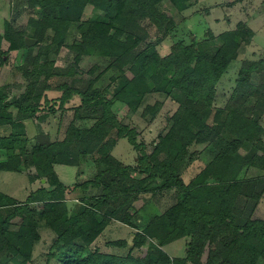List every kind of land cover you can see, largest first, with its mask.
I'll list each match as a JSON object with an SVG mask.
<instances>
[{
  "label": "trees",
  "instance_id": "16d2710c",
  "mask_svg": "<svg viewBox=\"0 0 264 264\" xmlns=\"http://www.w3.org/2000/svg\"><path fill=\"white\" fill-rule=\"evenodd\" d=\"M24 1L35 14L29 20L34 28L29 38L36 40L35 46H26L24 32L6 23L0 34V60L3 40L9 50L27 49L34 53L31 64L36 78L43 81L42 89L52 88L48 68L54 61L39 63L43 52L39 44H46V49L62 44L71 24L80 23V41L68 47L78 56L105 57L109 62L105 71L113 69L121 76L111 77L116 81L111 96L91 82L82 88L73 85L78 81L57 86L63 90L61 107L75 94L80 97L63 138L52 140L39 134L29 149L26 136L0 137V171L24 169L30 183L44 180L22 203L0 193V264H33L40 235L32 205L38 204L39 218L55 234L45 264H264V219L252 215L242 219L246 204L258 201L264 191V130L258 124L264 114V60H244L226 105L214 109L217 84L237 58L239 47L250 43L251 30L240 22L220 35L222 44L215 50L210 40L192 39L189 45L178 41L161 57L155 49L160 37L150 32L156 29L166 37L175 23L160 4L168 1L183 11L192 0ZM87 6L102 13V19L82 21ZM143 42L146 48L136 53ZM254 74L257 84L251 82ZM37 81L11 102L0 92V125L5 120L2 113L9 108L26 119L40 110L39 94L33 97ZM147 93L169 96L178 104L169 119V131L149 154L138 143L135 129L112 110L114 102H120L136 112ZM160 107V103L148 105L142 116L147 112L155 116ZM86 119L93 123L76 125ZM123 138L137 152L136 166L112 155ZM204 144L214 150L211 162L184 183L179 165L190 146ZM89 160L95 167L93 175L70 187L54 171L55 165L79 167ZM155 183L157 189L173 190L177 200L140 228L132 203L138 194L154 189ZM67 196L77 201L71 208ZM113 221L132 229L131 238L109 240L105 245L130 246L126 254L105 253L93 246ZM181 239H187L182 257L164 251Z\"/></svg>",
  "mask_w": 264,
  "mask_h": 264
},
{
  "label": "rangeland",
  "instance_id": "374dc122",
  "mask_svg": "<svg viewBox=\"0 0 264 264\" xmlns=\"http://www.w3.org/2000/svg\"><path fill=\"white\" fill-rule=\"evenodd\" d=\"M159 8L170 13L175 23L166 37H161L156 29L150 32V36L160 37V41L155 43V49L161 57L169 54L172 46L178 41L189 45L192 39L210 40V44L215 50L222 44L220 35L225 31L236 29L240 22L251 30L250 43L242 44L239 47L237 58L231 61L228 70L217 84L214 109L224 107L235 87L242 62L244 60H264V0H192L191 5L183 11L176 10L168 1H164ZM31 16L35 17L34 11L28 8L24 0H0V34L4 33L6 23H8L14 30H22L24 35L29 38L34 30L29 23ZM101 16H103L102 13L92 6H87L82 21L102 19ZM148 23L143 22L142 24L146 26ZM79 24H71L62 44L49 45L48 49L44 47L46 44H39L43 48L39 63H43L45 59L54 61L48 68L52 73L51 82L53 85L52 88L46 90L42 89L41 78H36L33 73L34 66L31 64V56L34 53H30L27 49L9 50L8 42L2 41L1 50L4 55L0 60V92L5 94L6 101L11 102L17 100L19 95L27 91L32 82L38 80L35 83L33 97L39 94L38 103L41 108L29 119H26L15 108H9L7 112H3L2 116L5 120L0 125V137L9 134H17L18 138L26 136L30 139L29 149L39 134H47L52 140L63 138L73 118L74 108L80 104V97L75 94L62 107L60 106L59 98L63 95V90L57 89V86L64 82L70 84L72 81H78L73 84L77 88H82L91 82L95 88H100L103 93L105 92L104 94L110 93L108 96L113 94L112 86L116 81L112 82L111 77L119 79L121 73L113 69L105 71L109 65L108 59L96 53L78 56L68 47L80 41L82 29ZM210 35H212V39ZM146 46L147 43L143 42L136 49V53L144 50ZM29 54L31 55L29 56ZM95 66L96 68H94ZM251 82L258 83L255 74L252 76ZM156 103L161 104L157 115L153 116L147 112L143 117L142 113L145 107L154 106ZM51 105L53 106L52 110L49 107ZM177 107L176 100L169 96L147 93L136 112L128 110L120 102H114L112 110L125 125L135 129L138 143L144 144L145 151L149 154L154 145L159 142V137L165 136L169 131V119ZM92 123V119H86L77 121L76 125L88 127ZM258 124L264 130V114L259 116ZM209 148L205 147V144L189 147L188 154L178 168V175L184 183H189L211 162L214 150L210 151ZM112 155L124 164L131 166L137 164V152L125 138L117 142ZM2 157L0 152V158ZM78 169L80 170L78 182L84 180L81 179L83 176L88 179L95 172L91 160L82 161ZM60 171L59 166L58 172ZM34 183L30 184L24 169L17 172L0 171V193L13 198L18 203L24 202L28 194L41 185L39 180ZM157 185L158 183L152 184L151 187H155L154 189L151 188L148 192L138 194L132 203L137 212L135 223L140 225V228L149 221L151 216L164 212L176 203L177 199L173 190L157 189ZM75 202H77L76 199L68 203L67 206L70 208ZM32 207L36 212L35 219L40 235V241L36 243L33 250L32 261L33 264H45V254L55 238V234L52 230L47 229L39 218L38 213L41 205H32ZM245 208L242 219L251 215L264 219V191L258 201L248 202ZM131 231L132 229L127 226L112 223L105 229L99 242L95 241L93 246L100 247L105 253L126 254L130 246L123 249L107 247L105 242L121 239L129 241ZM186 242L187 239L174 241L173 244L165 246L164 251L171 257H182L185 254Z\"/></svg>",
  "mask_w": 264,
  "mask_h": 264
},
{
  "label": "crops",
  "instance_id": "0c3cea01",
  "mask_svg": "<svg viewBox=\"0 0 264 264\" xmlns=\"http://www.w3.org/2000/svg\"><path fill=\"white\" fill-rule=\"evenodd\" d=\"M117 145V144H116ZM135 160V162H136V159H134ZM60 166V168H61V171L60 172H58V167ZM63 167V168H62ZM54 170H55V172H56V174H57V176H58V178H59V180H60V182L61 183H63L65 186H73V184H75L76 182H78L77 180L80 178V176H79V174H78V172L80 171L79 169H78V167H72V166H64V165H55L54 166ZM81 179H84V180H87V179H85V177L83 176V178H81ZM84 180H82V181H84ZM44 182L43 181H41L40 182V184H43ZM30 184H32V183H30ZM35 184V183H34ZM40 187V185L37 187V188H39ZM36 190V189H35ZM34 191V190H33ZM29 195V194H28ZM69 196H67V204L68 203H70V202H73L75 199H69L68 198ZM71 197H72V195H71ZM74 205V204H73ZM71 208V207H70ZM113 224H115V223H117V224H119V225H123L122 223H120V222H118V221H113L112 222ZM112 223L110 224V225H112ZM109 225V226H110ZM123 226H125V225H123ZM131 233H132V231L130 232V235H131ZM171 244H173V242L171 243Z\"/></svg>",
  "mask_w": 264,
  "mask_h": 264
},
{
  "label": "water",
  "instance_id": "95a60500",
  "mask_svg": "<svg viewBox=\"0 0 264 264\" xmlns=\"http://www.w3.org/2000/svg\"><path fill=\"white\" fill-rule=\"evenodd\" d=\"M35 43H36V40H35V39H32V38H25V44H26V46L31 47V46H33ZM42 181H43V180H42Z\"/></svg>",
  "mask_w": 264,
  "mask_h": 264
}]
</instances>
